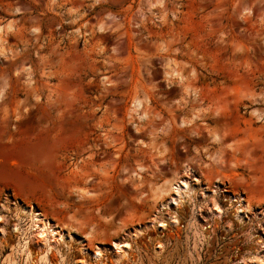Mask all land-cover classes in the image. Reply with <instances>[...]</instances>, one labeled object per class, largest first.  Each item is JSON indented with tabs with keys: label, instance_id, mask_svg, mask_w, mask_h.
Segmentation results:
<instances>
[{
	"label": "rangeland",
	"instance_id": "374dc122",
	"mask_svg": "<svg viewBox=\"0 0 264 264\" xmlns=\"http://www.w3.org/2000/svg\"><path fill=\"white\" fill-rule=\"evenodd\" d=\"M0 264H264V0H0Z\"/></svg>",
	"mask_w": 264,
	"mask_h": 264
},
{
	"label": "bare ground",
	"instance_id": "6f19581e",
	"mask_svg": "<svg viewBox=\"0 0 264 264\" xmlns=\"http://www.w3.org/2000/svg\"><path fill=\"white\" fill-rule=\"evenodd\" d=\"M22 211L30 218L31 222L34 224L35 228L38 230L41 236L45 234H50L51 236H60V232L57 231L55 226L51 225L49 221L41 216L40 213L30 210V208H22ZM62 236L58 238L60 240ZM127 245V243H126Z\"/></svg>",
	"mask_w": 264,
	"mask_h": 264
}]
</instances>
